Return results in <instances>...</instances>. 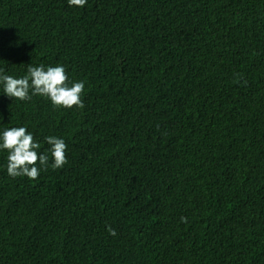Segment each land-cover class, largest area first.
<instances>
[{
	"label": "trees",
	"instance_id": "trees-1",
	"mask_svg": "<svg viewBox=\"0 0 264 264\" xmlns=\"http://www.w3.org/2000/svg\"><path fill=\"white\" fill-rule=\"evenodd\" d=\"M29 65L84 108L0 85V134L67 145L36 180L0 149V264H264V0H0L2 74Z\"/></svg>",
	"mask_w": 264,
	"mask_h": 264
},
{
	"label": "clouds",
	"instance_id": "clouds-1",
	"mask_svg": "<svg viewBox=\"0 0 264 264\" xmlns=\"http://www.w3.org/2000/svg\"><path fill=\"white\" fill-rule=\"evenodd\" d=\"M86 3L87 0H68L70 7L82 8ZM2 73L3 69H0V85L3 86V93L11 99L28 101L33 96H40L47 98L53 108L71 109L73 106L78 109L84 108L82 100L84 82L69 84L63 65L47 68L44 65H29L27 74L20 78ZM45 141L50 148L47 152L39 154L37 150L40 149L41 144L34 141L33 135L25 127H11L3 131L0 134V149L7 150L9 153L8 175L12 178L26 176L30 180H36L40 175L41 167L45 169L48 167L50 158L52 169L62 168L67 163L66 143L63 139L54 136L45 137ZM107 230L110 235H116L111 226H108Z\"/></svg>",
	"mask_w": 264,
	"mask_h": 264
}]
</instances>
